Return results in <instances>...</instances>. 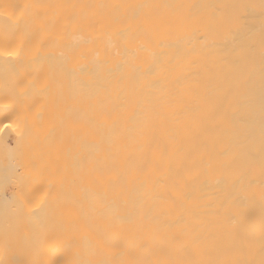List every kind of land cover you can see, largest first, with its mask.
Wrapping results in <instances>:
<instances>
[{"label":"bare ground","instance_id":"bare-ground-1","mask_svg":"<svg viewBox=\"0 0 264 264\" xmlns=\"http://www.w3.org/2000/svg\"><path fill=\"white\" fill-rule=\"evenodd\" d=\"M13 93L46 132L23 130L32 110L12 111ZM65 98L75 253L56 254L57 220L0 216V264H264V0H0L2 147L47 140L57 159ZM8 174L4 200L22 204Z\"/></svg>","mask_w":264,"mask_h":264},{"label":"rangeland","instance_id":"rangeland-1","mask_svg":"<svg viewBox=\"0 0 264 264\" xmlns=\"http://www.w3.org/2000/svg\"><path fill=\"white\" fill-rule=\"evenodd\" d=\"M14 95H15V93H13V95H10L11 98L13 97L14 99L12 98L13 100L10 99V101H9V99H7L8 102H6V103L12 104L11 106H10V104H8L9 105L8 107L9 108L11 107L10 109H13L12 111H14V112L16 110L17 112H15V113L17 115H19L18 112L20 114H22L25 111V109L27 108V106H30V107L32 106L31 108L29 107L30 111L32 110V112H28L27 115L24 114V116H23L24 117L23 121H25V116H26V119H28V118L30 119V120L28 119V121H25L24 124L21 123V125L23 124V126H22L23 130H26L27 134L28 133L30 134L31 131L33 130L32 128H34V129L37 128V129H35L36 132L38 129L43 128L44 129L43 132H46V127L50 126V124H48V122L47 123H46V121L44 122L43 118H39L38 120H35L36 117H34L33 119H31L32 115L35 111V109H33V108H35L34 107L35 105H32L34 102H31L32 99L31 98L29 99V96L25 95V97L27 96V99L25 101V99H23L24 98L23 94H22V96L20 95V93L17 94L22 99L19 97L17 98V95L14 97ZM5 97H7V96L5 95ZM4 99L5 98H3V100ZM66 100L68 102L67 105H69V101L66 98H65V103H66ZM26 102H27V104H26ZM71 107H73V106H71ZM71 107L69 105V109ZM64 109L62 108V110H64V111H62V114L64 112V114L62 115L63 117L59 118V119H61V121L63 119V122H61L60 125H61V127L64 125V127H62V128H64V130L62 129V131L60 132V136L58 135L60 137V139L63 140V146H62V144L61 145L59 144V142L61 141V140H58L59 137H58V139L56 138L57 136L55 137L56 138L55 142L58 141L57 144L59 145L58 146L59 150H60V146H61L62 148L60 151H61V153H63V155L60 156L61 153L58 151L57 154H59V156L57 157V155H56L55 157H57V159L59 157H62V158L58 159V160L55 158L56 160L54 159V161H56L57 163L52 161V159L54 158V157H51L53 149L51 150V147L49 144L45 145L47 143L46 142L47 140L43 141L44 142V146H43L44 148L42 146H40L42 148L39 147V145L41 143L43 145V142L38 141V143L40 142V144L38 145V144H36L37 142L33 141L31 138H30L31 140H29V141H21L20 144H17L16 146H13L12 148H10L11 150L6 148V146H4L6 148V149H4V147H2V144H0V156H2V159H3V153H5L4 156L6 157L7 153L5 151L7 149L9 151V152L7 151L8 154H10L9 155L10 157L7 156L9 158H4L3 160H1V157H0V160L2 161L3 164L6 161L5 164L9 163L12 166L14 165L10 170L14 171V169H15V171H14L15 173L13 174V172H11L10 170H9L10 172L8 171V173H11V175L16 174L15 176L20 174L19 176H21L23 184L25 185V187H27V189H29L31 191V194L29 195L28 200L23 202L22 204L15 205L13 203L6 202L4 200L3 187H4V183L7 186L6 183L8 181H10L11 178H8V180H7V177L9 176V174L7 172L6 173L8 174V176H6L7 175L6 173H4L6 175L3 174L4 176L0 175V216H2V218L4 217L7 219H10V218H19L20 219V218H22L23 220H25L28 218L29 215H31V214L32 215H38V212H39L40 213L39 215H41V213H42V216H43L42 223L47 225V227L51 222H54L55 220H57L59 223H56L57 225L54 227H55V229H57L58 227L60 228L61 234L64 235V239H65V246L63 247V250L61 251V253L56 252V254H58L60 256L62 255V258L67 256L70 253H75V248L77 247V241L75 240V236H74L75 226H73L71 228V238H70V236L68 234V233H70L68 224H69V222L73 221L74 215L75 216L78 215V213H77L78 212L77 211L78 210L77 201H78L79 193H80V185L78 183L79 168H78V162H77V159L79 158L77 156V154H78L77 149H79V147H78L79 143H77L79 141V140L77 141V137H79V135H77V133H79V132H77V128H78L77 123H79L78 118L76 117L77 116V110L72 111V113L74 115L76 114V116L73 115V117H71V116H69V113H71V109L68 110L70 112L67 111L65 106H64ZM42 110H44L43 112L48 111L47 109L45 110L44 108H42ZM39 111H41V109ZM25 113H26V111H25ZM28 115L31 117H27ZM68 118H70V119L68 120ZM58 120L56 122L57 124H58ZM70 120H72V121H70ZM45 123H46V125H45ZM35 126H37V127H35ZM30 129H31V131H30ZM34 131H33V133H34ZM39 132L42 133V129H40ZM28 136L30 137L31 135H28ZM25 139H29V138H25ZM13 140L17 141L16 139H13ZM53 141H54V139H53ZM0 143H1V141H0ZM52 144H54V143L52 142ZM47 147L49 148V151H47L48 150ZM62 149H63V151H62ZM10 151L12 153H10ZM13 157H14V162H13ZM7 160H10V161H7ZM2 163H0V164H2ZM51 163L52 164L55 163V165H56L54 168L55 171H57L56 174L54 172L52 173V169H53L54 165L51 167V165H52ZM57 164H58V168H57ZM36 175L37 176L43 175V178H42L43 180L41 182H37L38 185H36V184L31 185L32 180L34 178H36ZM5 179H6V182H5ZM91 182H92V180H91ZM91 182H90V184H91ZM13 192L16 193V190L13 189ZM34 207H35V209H34ZM11 208L15 209L16 211L12 212ZM31 209L33 211H30ZM42 211L43 212L45 211V212L43 213ZM46 211L49 212V215H45L47 213ZM44 216H47V217L44 218ZM0 221H3V219H0ZM48 228H53V227H48ZM51 235L52 234L46 235V236L42 237L40 240H38V242H37V246L41 247L42 251L45 254L50 253L52 251L53 246H54V237ZM38 238H39V236H38ZM0 239H1V236H0ZM2 243L3 242L0 241V247H3ZM40 260H41V263L45 262L44 259H42V258H40ZM73 261H76L75 256L73 257Z\"/></svg>","mask_w":264,"mask_h":264}]
</instances>
